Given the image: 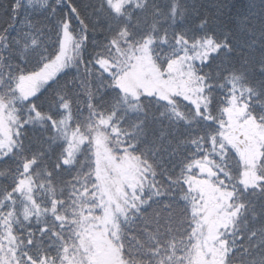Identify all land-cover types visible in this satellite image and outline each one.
Here are the masks:
<instances>
[{
  "label": "trees",
  "instance_id": "1",
  "mask_svg": "<svg viewBox=\"0 0 264 264\" xmlns=\"http://www.w3.org/2000/svg\"><path fill=\"white\" fill-rule=\"evenodd\" d=\"M82 15L87 18L78 20ZM65 23L83 38L82 57L27 101L39 115L34 113L33 121L23 124L21 149L0 158V220L14 208L13 220L20 223L14 230L20 231V238L27 236L36 253L39 238L52 239L54 229L40 231V219L47 213L24 210L21 195L14 191L24 176L23 164L32 160L28 174L35 184H40L41 176L50 177L57 187L54 197L60 212L55 210L51 218L46 208L47 220L57 231L72 230L76 224L64 212L76 189L68 187L93 173L94 163L89 154L81 153L74 166L61 165L63 149L55 136L59 137L58 123H63L58 119L65 118L68 129L85 134L96 130L103 116L117 114L123 128L111 135V148L116 153L127 149L147 161L162 191L160 198L144 203L119 224L115 241L127 262L190 264L193 215L185 198L184 174L191 160L209 157L213 163L219 161L214 164L217 170L222 166L231 175L225 170L229 180L221 181L222 186L231 192L237 188L227 223L233 227L219 232L226 264H264V149L257 159L258 170L245 176L253 184L246 189L239 188L245 177L235 151L225 146L220 155L216 153L231 96L244 101L249 114L264 123V0H143L125 7L122 14H116L106 0H0V99L14 94L21 78L37 73L56 54ZM208 37L224 48L196 67L209 97V108L198 117L183 100L177 102V114L173 105L150 96L142 98L139 110L129 108L131 101L117 85L118 70L107 68L102 60L114 63L120 46L151 42L153 57L165 65L183 52V38L191 42ZM20 108L25 111L23 105ZM42 189L46 194V187ZM35 191L36 202H41L40 186ZM10 197L16 207L8 206ZM49 199L43 203L49 205ZM62 215L65 218L59 219ZM40 248L44 254L50 249ZM53 250L57 258L64 254Z\"/></svg>",
  "mask_w": 264,
  "mask_h": 264
},
{
  "label": "rangeland",
  "instance_id": "2",
  "mask_svg": "<svg viewBox=\"0 0 264 264\" xmlns=\"http://www.w3.org/2000/svg\"><path fill=\"white\" fill-rule=\"evenodd\" d=\"M106 1L116 14H121L126 5L138 4L142 0ZM82 44L83 39L74 36L68 25L66 23L63 24L61 28V45L56 57L40 72V75L36 78L37 81L33 82L34 85H31L30 88L22 89V91H17L10 100L0 105V147L10 145L14 132L16 131L15 134L17 133L20 106L23 105L26 110L30 109V105H26L25 102L16 103V101L23 100L30 94H32L30 96L36 95L49 81L67 69L72 60L77 62L79 58L81 59ZM222 46V44L216 43L213 39L207 38L204 42L200 41L192 44L191 48L185 49L181 55L174 58L167 67L163 68L159 66L160 63L155 61L149 44L145 43L138 48L129 50L127 57L124 49L120 48L119 53L121 55L119 57L122 62L111 63V65L114 67L120 66L118 69L121 70L119 77L125 74L124 83L122 84L123 93L130 100H133L131 103L134 106L143 103L142 98L145 96L148 98V96L152 95L167 99L168 102L164 101L170 105L174 104L176 110L179 109L177 102L180 100L192 103L196 108H201L202 105L206 104L207 98L202 91V86L198 84L195 66L197 63L207 61ZM242 118L243 125L239 124ZM110 119L106 126L107 129L101 127L100 130H96L91 140H89V137H85L91 143V149L95 154L96 161L101 164V167L97 165L95 170L97 171V176L99 175L97 177L99 180L98 189L103 193L102 201L105 203L102 205L103 213L101 216L90 215L87 220L84 219L86 217H78L80 227H78V231L73 232V236L76 237L78 235L77 239L80 238L86 241L87 249L81 253L74 254L73 257H69L71 264H126L118 250V246L115 244L114 235L116 234V229L113 231L112 225H108V223L111 220L115 221L116 226L120 218H125L126 214L131 210L130 206L142 198L144 192V198H147L146 203L156 197V195L150 196L148 190L145 191L144 188H141L143 178L147 177L146 174L143 175L141 169V167H145V164L140 162L138 158L130 161L127 155L116 156L115 148H111L109 132L113 131L116 133L119 130V124L114 121L112 114H110ZM102 122L106 123L107 120L102 119ZM239 126L241 127L239 128ZM232 128H234L232 135L236 136V138H238L240 133H244L246 138L249 137L248 140L250 142L246 144L244 151L240 150L241 152L238 155L243 153V161L247 162L250 169L257 161V157L264 146V124L257 122L253 117L246 114L244 104L232 102L227 108L224 131H230ZM237 129H239V132H234ZM78 135L84 137L82 134ZM82 137L73 134L69 138V144L66 146V155L69 162L73 161L75 149L83 147L84 139ZM72 148L74 149L72 150ZM205 162L212 168L208 159H195L190 164V169L192 170L189 169L188 164L187 169H185L187 172L184 176L185 181L188 178H192L198 184V188L193 190L190 186L189 189L191 193L197 196L195 199V204L197 205L195 210L197 228L200 225L205 227L203 231L218 228L215 234L217 236L225 225L224 221L232 213L230 204L233 201V193L226 188L227 186H222V182L226 183L229 180L223 167L218 165L220 170L215 168V171L213 170L214 174H212L211 171H208ZM218 162L216 161L215 164ZM195 169L198 171L199 176L197 172L193 171ZM190 171L193 172L190 173ZM255 177L258 178V175L255 174ZM80 181L78 186H84L82 184L85 180L81 179ZM88 182L91 183L90 179ZM41 185L45 187L44 183H41ZM94 185L93 187H88L94 189ZM29 186L28 179H26V181H22L19 189L29 191ZM70 186L72 187L71 184ZM219 188H224L227 192L222 195ZM43 193L44 190L40 188V195ZM126 197L127 199H124ZM185 198L190 203H193L194 198L189 193H185ZM39 207L42 212L47 213L40 219V226L43 229L48 227L55 230L52 221L47 220L49 219V213L46 207L40 205ZM81 207L87 210L96 209V206L89 202H86ZM49 211L50 217L55 218L50 208ZM1 222L2 219L0 224ZM52 237L56 241H65L63 237L53 232ZM7 241H12L10 235L7 236ZM56 241L50 242L54 244ZM29 244L27 241L22 240L19 243L15 241L14 245L0 241V262L23 264L21 255H26ZM210 244L212 252L204 257L201 264H217L215 253L219 250L217 247L218 242L210 240ZM58 247L61 248V245Z\"/></svg>",
  "mask_w": 264,
  "mask_h": 264
},
{
  "label": "bare ground",
  "instance_id": "3",
  "mask_svg": "<svg viewBox=\"0 0 264 264\" xmlns=\"http://www.w3.org/2000/svg\"><path fill=\"white\" fill-rule=\"evenodd\" d=\"M86 18H87L86 15H82V16H80V18L78 20L82 21V20H85ZM218 52H220V50ZM159 162H161V160H159Z\"/></svg>",
  "mask_w": 264,
  "mask_h": 264
}]
</instances>
